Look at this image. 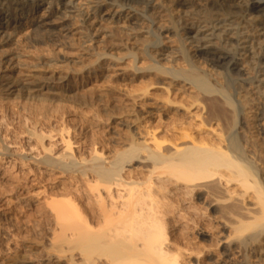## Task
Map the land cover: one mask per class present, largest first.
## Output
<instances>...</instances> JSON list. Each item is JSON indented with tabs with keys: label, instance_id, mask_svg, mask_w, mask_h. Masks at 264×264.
Instances as JSON below:
<instances>
[{
	"label": "bare ground",
	"instance_id": "6f19581e",
	"mask_svg": "<svg viewBox=\"0 0 264 264\" xmlns=\"http://www.w3.org/2000/svg\"><path fill=\"white\" fill-rule=\"evenodd\" d=\"M40 9L51 15L63 12L83 26L101 18L104 10L112 18L141 17L150 27L141 37L137 30H128L129 37L143 43L130 56L136 63L142 52L153 64L136 70L170 77L168 93L176 83L189 85L195 90L188 96L189 107L169 96L164 106L180 105L187 111L195 107L201 112L195 117L200 120L197 134L183 122L178 136L171 139L148 131L152 147L148 139L139 143L132 135L112 159L99 152L89 161L79 159L65 136L60 138L62 152L54 154L52 146H44V140L53 137L37 135L45 147L40 163L74 181L80 179L74 189L51 194L48 241L60 252L55 258L47 255L40 264H187L183 249L171 242L170 221L183 220L179 204L195 195L211 197L212 208L222 205L229 221L223 228L232 231L231 240L245 238L254 229H261L263 236L264 179L249 152L250 141L245 143L236 130L248 129L247 111L255 100L251 95L264 105V0H0V39L11 42L7 32L11 23L18 24ZM156 13H166L165 26L153 20ZM170 36L178 47L166 55L165 40ZM87 39L85 44L93 36ZM199 54L207 56L206 67ZM160 58L171 67L162 65ZM4 86L7 96L18 92L12 84ZM9 149L2 153L9 154ZM246 201L251 206L242 207ZM186 209L185 231L195 220L208 218L200 209Z\"/></svg>",
	"mask_w": 264,
	"mask_h": 264
},
{
	"label": "rangeland",
	"instance_id": "374dc122",
	"mask_svg": "<svg viewBox=\"0 0 264 264\" xmlns=\"http://www.w3.org/2000/svg\"><path fill=\"white\" fill-rule=\"evenodd\" d=\"M106 11L101 18L83 26L63 12L51 15L40 9L18 24L11 23L7 31L12 34L11 42L0 39V153L7 146L12 147L9 154H0V264H40L42 259L55 258L60 252L57 245L48 241L52 219L49 200L55 193L77 187L80 179L74 181L71 175L41 164L45 145L52 146L54 154L60 153L64 148L60 138L69 137L75 155L89 161L96 152L112 159L117 151L126 148L132 135L139 143L148 139L152 147L148 131L169 139L178 136L183 127L193 128L195 134L199 132L200 120L195 117L201 113L200 108L187 111L180 105L164 106L167 96L187 106L195 90L181 82L168 93L170 77L152 70H136L149 68L153 63L141 51L134 63L130 52L141 49L143 43L127 32L132 28L139 37L146 36L149 23L138 16L131 21L112 18ZM156 14L153 20L165 26L166 13ZM116 19L120 23L116 24ZM125 25L128 28H123ZM89 36H93V41L85 44ZM173 39L170 36L165 40L166 55L174 54L178 47ZM199 59L206 67L207 56L200 55ZM161 63L167 69L171 67L164 58ZM180 65L185 67L183 62ZM7 84L18 92L7 96ZM145 87H150L149 93L142 97ZM247 89L250 91L248 86ZM250 97L256 101L247 111L248 129L236 131L245 143L250 141L249 152L264 179V105L256 96ZM37 135L53 138L45 139L43 146ZM185 201L184 205L179 204V210L187 219L182 216L179 223L173 222L175 218L170 221L171 242L183 249L184 262L264 264L261 229H254L245 238L232 237V241V231L223 228L229 221L222 205L212 208L209 196L195 195ZM244 203L240 205L251 206L249 201ZM187 207L202 210L200 213L208 218L195 220L194 228L185 231L189 222Z\"/></svg>",
	"mask_w": 264,
	"mask_h": 264
}]
</instances>
